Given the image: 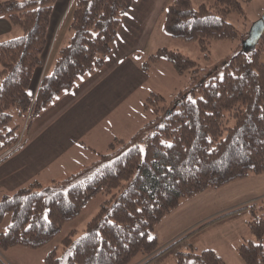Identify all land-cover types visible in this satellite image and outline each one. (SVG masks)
Segmentation results:
<instances>
[{"label": "trees", "instance_id": "16d2710c", "mask_svg": "<svg viewBox=\"0 0 264 264\" xmlns=\"http://www.w3.org/2000/svg\"><path fill=\"white\" fill-rule=\"evenodd\" d=\"M55 1L0 0V17L20 30L0 41V161L23 142L17 143L21 122L10 126L13 117H27L28 126L55 96L100 68L132 2L72 0L70 36L31 98L27 89L41 64ZM231 12L242 13L239 0H203L196 6L191 0H171L163 11V29L172 38L195 40L207 51L212 40L238 36L228 20ZM262 50L264 32L255 45L242 44L220 76L198 84L193 97L178 94L168 104L162 95L149 94L146 99L161 104L152 109L159 121L143 146L101 154L46 186L35 180L4 194L0 222L6 212L10 221L0 232V249L43 246L90 198L102 193L109 198L82 232L76 237L68 232L60 240V253L53 247L42 264H147L166 258L172 264H226L214 249L198 248L192 238L205 224L241 209L248 212L249 236L236 253L242 264H264V197L203 221L163 247L153 233L156 223L183 199L249 175H264V61L258 58ZM161 59L179 73L197 69L194 60L166 47L150 54L143 67ZM142 107L149 109L146 102ZM137 254L140 258L132 262Z\"/></svg>", "mask_w": 264, "mask_h": 264}, {"label": "crops", "instance_id": "0c3cea01", "mask_svg": "<svg viewBox=\"0 0 264 264\" xmlns=\"http://www.w3.org/2000/svg\"><path fill=\"white\" fill-rule=\"evenodd\" d=\"M170 1L132 0L121 18L117 35L111 42L110 52L105 57L103 65L80 76L70 90L59 93L32 117L29 125L26 124L25 131L23 130L21 138L23 142L20 147L0 161V198L32 181H39V172L43 168L59 160H72L76 152L82 155L86 147L93 148L94 145H87L82 138L90 135L91 142L93 138L90 130L99 124L100 131L103 132L106 125L101 123L106 120V116L112 109L121 107L138 88L145 89L148 95L159 94L152 86L145 87L151 77L149 74L151 71L144 68L143 63L157 48H170L168 46L170 36L163 29V11ZM71 2L72 0H56L54 3L47 31V45L41 55V64L35 68L27 89L31 98L35 94L40 78L52 70L58 51L64 45L60 44V40L65 38L67 31L69 32L68 26L66 31L63 26L57 42L53 44L51 38L54 33H51L50 29L58 27ZM3 30H0V33ZM163 31L168 36L162 34ZM159 61L160 63H157ZM159 61L152 63L150 67L169 63L163 59ZM172 71L176 72L175 69ZM112 126H109L110 130ZM112 132L114 139L106 141L107 154L113 153L115 146H123L131 140L121 135L116 136L114 130ZM135 132L131 131L130 137H135ZM91 161L93 162L92 159ZM56 179L58 178L51 175L48 181ZM263 197L262 174L249 175L217 188H206L192 197L183 199L175 209L156 223L153 233L156 235L158 246L163 247L203 221ZM247 218L248 212L245 209L234 211L205 224L192 239L200 242L196 244L198 248L214 249L226 264H242L236 247L249 235ZM231 224L235 226L233 237L223 248L219 235L222 234L223 228ZM204 230L208 231L209 240L211 236L216 237L211 239L215 243L200 239V233ZM19 247L21 246H11L4 251H11L12 257H15L13 250L19 253L22 249Z\"/></svg>", "mask_w": 264, "mask_h": 264}, {"label": "rangeland", "instance_id": "374dc122", "mask_svg": "<svg viewBox=\"0 0 264 264\" xmlns=\"http://www.w3.org/2000/svg\"><path fill=\"white\" fill-rule=\"evenodd\" d=\"M203 0H191L194 6L200 3ZM241 2L242 13L231 12L228 15V20L234 25L235 29L238 32V36L235 39H219L212 40L207 46V51L201 50L199 45L195 40H184L178 38H169V49L177 50L182 54L188 56L196 62V70H185L182 73L172 71L173 66L169 63L167 65H161L157 67H148L150 74V79L146 83L145 87L152 86L153 90L157 89L160 95H162L166 100L165 102L169 104V100H172L177 95H185L186 97H193L192 90L200 83H206L210 77L220 76L224 71V66L228 58L237 52L243 44L241 37H246L245 33L249 29L250 25L263 13L264 11V0H239ZM70 19V9L67 8L64 13L61 22L58 27L55 29L51 28L50 32L54 33V36L51 38V43L57 42V37L61 33L63 26L66 28L69 24ZM3 22V23H2ZM59 28L60 31H59ZM4 29L0 33V41L10 39L18 34L20 30L18 27L11 29L7 19L2 17L0 19V30ZM71 31H67L65 38H62L60 44L63 45L66 43L67 38L70 36ZM162 34L168 36L164 31ZM245 35V36H244ZM149 45V44H148ZM51 51V49H50ZM47 55V54H46ZM49 56V53L47 57ZM258 58L261 61H264V50L260 51ZM157 63H160L157 62ZM175 72V73H174ZM153 74V75H151ZM147 92L145 89L138 88L135 90L119 108H114L111 110L110 114L106 116V120L101 124L104 126L103 132L100 131V124L91 129V137L93 138L90 142V135L86 138L83 137V142L87 145H94L93 148L86 147L82 155L75 153L72 160H59L58 162L43 168L39 172V182L46 186L50 184L48 179L52 176L62 179L69 174L79 171L82 166L88 164L91 159L96 161L100 158L101 154H106L108 150L106 149V141L113 140L112 130L117 135H121L126 139H131L130 143L125 145L115 146L114 152L112 154H117L124 151L130 145L139 144L143 146L144 136L151 132L153 123L159 121V113L153 112L152 109L155 105L160 106L161 101H150L146 99ZM143 102L148 103V110L142 108ZM15 116V115H14ZM158 116V118H157ZM16 122H21L20 125V135L23 138V130L25 131V126L27 124L26 118L21 120V118L13 117L10 126L14 125ZM140 123L142 125H140ZM147 124L148 127L146 126ZM113 125V126H112ZM152 125V127H151ZM111 130H110V127ZM136 126V128H135ZM141 127V128H140ZM131 131H136L135 137H130ZM120 133V134H117ZM141 134V135H140ZM140 135V136H139ZM126 142V141H125ZM112 151V150H110ZM76 158V159H75ZM74 159V160H73ZM92 162V161H91ZM90 162V163H91ZM89 163V164H90ZM81 167V168H80ZM73 172H70V171ZM109 198L108 194L98 193L92 198H90L81 208V211L74 218L65 221L61 226L59 232L46 244L39 248H28L24 245L19 248H22L19 253L13 250V256L11 251H4L0 249V257L3 259L4 264H42L44 255L51 250L53 247H57V253L61 251V238L68 234L70 231H74V236H78L86 222L98 211L100 206L106 202V199ZM10 221V212H6L0 222V232L4 231ZM235 226L233 224L228 225L226 228L222 229V234L219 235L220 245L225 248L227 242L233 237V231ZM249 236V235H248ZM195 236L193 237V239ZM215 236H211L209 240V233L207 230H204L200 233V239H204L207 242H212L211 239H215ZM195 242L200 244V242ZM215 243V242H212ZM29 250V251H27ZM140 258V255L137 254L132 262H136ZM147 264H172L170 258L164 260H152Z\"/></svg>", "mask_w": 264, "mask_h": 264}, {"label": "water", "instance_id": "95a60500", "mask_svg": "<svg viewBox=\"0 0 264 264\" xmlns=\"http://www.w3.org/2000/svg\"><path fill=\"white\" fill-rule=\"evenodd\" d=\"M264 32V11L263 13L250 25L248 34L243 40L244 46L255 45L262 33Z\"/></svg>", "mask_w": 264, "mask_h": 264}, {"label": "built area", "instance_id": "2783aa9c", "mask_svg": "<svg viewBox=\"0 0 264 264\" xmlns=\"http://www.w3.org/2000/svg\"><path fill=\"white\" fill-rule=\"evenodd\" d=\"M26 120H27V117H26ZM21 140V136H19L18 140H17V143Z\"/></svg>", "mask_w": 264, "mask_h": 264}]
</instances>
